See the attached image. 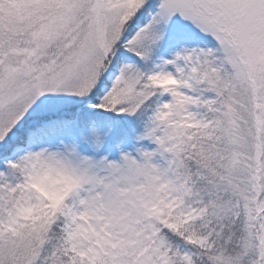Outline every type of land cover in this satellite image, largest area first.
I'll list each match as a JSON object with an SVG mask.
<instances>
[{"label":"snow or ice","instance_id":"snow-or-ice-1","mask_svg":"<svg viewBox=\"0 0 264 264\" xmlns=\"http://www.w3.org/2000/svg\"><path fill=\"white\" fill-rule=\"evenodd\" d=\"M0 264H264V0H0Z\"/></svg>","mask_w":264,"mask_h":264}]
</instances>
